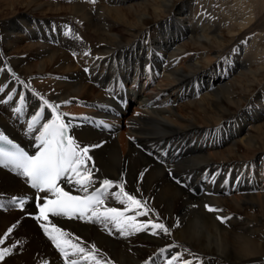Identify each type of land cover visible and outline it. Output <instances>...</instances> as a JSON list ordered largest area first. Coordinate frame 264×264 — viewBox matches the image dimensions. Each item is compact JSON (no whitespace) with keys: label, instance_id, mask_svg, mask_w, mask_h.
I'll return each instance as SVG.
<instances>
[{"label":"bare ground","instance_id":"bare-ground-1","mask_svg":"<svg viewBox=\"0 0 264 264\" xmlns=\"http://www.w3.org/2000/svg\"><path fill=\"white\" fill-rule=\"evenodd\" d=\"M38 2L0 0V17L17 4L26 8L0 18V133L37 150L34 129L54 118L43 100L58 105L71 136L90 147L95 184L89 192L103 179L114 182L100 211L122 208L115 184L123 181L151 209L137 222L163 223L169 233L148 229L125 237L111 224L49 215L51 223L101 264H167L172 255L173 264H264V103L258 104L264 67L234 75L255 57L243 32L226 48H246L253 58L240 53L230 60L223 47L212 46L222 24L197 16L194 0ZM136 5L143 10L135 13ZM39 10L51 15L34 13ZM74 20L82 25L72 29ZM37 76L47 79L35 90L30 83ZM8 95L12 100L3 103ZM19 194L28 197L23 209L12 205ZM32 196L24 177L0 167V250L9 249L0 264H64L36 219Z\"/></svg>","mask_w":264,"mask_h":264},{"label":"snow or ice","instance_id":"snow-or-ice-1","mask_svg":"<svg viewBox=\"0 0 264 264\" xmlns=\"http://www.w3.org/2000/svg\"><path fill=\"white\" fill-rule=\"evenodd\" d=\"M0 91H3V88H0ZM19 99L21 107L14 109L16 113L22 111L24 104L22 95ZM41 99L43 100L42 97ZM11 100L12 96L8 95V99L2 102L8 103ZM43 104L47 109H51L54 118L50 122L42 124L39 129H34L39 131V135L35 136V140L38 141L36 153L29 155L27 151L18 145H13L15 151L11 152L0 149V157H3V159H0V165H10L19 175L25 177L37 192L47 193L53 197H38V199H43L44 202L37 205L39 215L36 219L43 221L40 226L55 248L62 254L64 264H78L77 258L81 256L85 260H95L96 264H101V262L96 260L93 252L86 251L79 243H73L70 239H67L66 237L69 234L51 223L49 214L53 217L87 219L90 222L104 224L105 227L111 224L125 237L148 229H151L153 235L158 234L157 229L168 234L169 230L163 223H156L151 220L145 223L137 222V216H146L151 209L147 207V201H141L135 195L126 192L123 181L115 184V186L119 188V193L125 198L120 200V203L126 204L125 211H120L115 207H108L104 211H100L101 206L105 204L110 195L109 190L114 187V182L110 179H103L100 186L89 193V188L95 184L92 178L95 165L93 163L91 167L88 166V161L92 159L88 155L90 147H82L69 134L71 125L65 122L59 113L58 105H52L47 100H43ZM45 110V108H41L40 113ZM40 113L33 116L32 122L28 124L29 129H33ZM0 141L12 143L3 133H0ZM95 147H99V145ZM60 181H63L65 185H73L77 191L83 192L85 195H72L70 191H65L64 187L60 186ZM117 199H119V195H117ZM12 202L17 203L15 198ZM18 203L19 207L23 209L26 201L20 199ZM0 207H3V205H0ZM205 207L210 212L220 211L208 205ZM132 209L136 210L135 215H126V212ZM217 219L224 223L227 218L218 216ZM11 232L12 228H9L8 233ZM3 243L4 241L0 240V244ZM93 251H95L94 246ZM8 254L9 249L0 250V261H4L5 256ZM177 259L176 255H172L167 264H173ZM184 264H191V262L185 260Z\"/></svg>","mask_w":264,"mask_h":264},{"label":"rangeland","instance_id":"rangeland-1","mask_svg":"<svg viewBox=\"0 0 264 264\" xmlns=\"http://www.w3.org/2000/svg\"><path fill=\"white\" fill-rule=\"evenodd\" d=\"M37 1H39L38 3H42V2L44 3V2H49V1L51 3L59 2L62 4V6L68 7V6H71L76 0H58V1L57 0L55 1L54 0H37ZM92 1H96V0H92ZM194 1L195 2H194L193 12L196 13L197 16L203 17L204 20L207 19L208 20L207 23H210L211 25H214L216 23L222 24V27L220 29V31L222 32V36L221 38H216L215 40H212V46L213 48H218L217 46L223 47L221 50V54L223 58H227L228 56L233 55L231 56V58L229 57L230 60H232L233 59L232 57H235L239 55L240 53L241 55H239V58L244 57L245 55L246 56L248 55V58H249V55H251L252 51H254V56H255L254 61L247 64L245 68L242 66H241L242 68L239 67L240 69L238 68V70L235 71L234 75H236L238 71H242L246 73L249 71L250 72L257 71L264 67V0H194ZM142 8L143 7L136 5L134 12L138 13L140 12V10H143ZM14 10L11 9L10 10L11 12L9 10L5 11V13L0 18H6L12 15L18 14L19 12L26 10V8L25 7L23 8L22 5L17 4ZM146 11L150 12V9L147 8ZM46 12L41 11V10L34 11V13L37 15H51L49 11H46ZM64 12L65 13H62L61 15L64 16L65 18L66 15L64 14H67V12L66 11ZM130 18H133V16H131ZM80 25H82L80 22H78L77 20H74L73 22L71 21L70 27L73 29V28L80 27ZM241 32H243V35H244L243 43L245 47L252 48L251 46L253 45L252 51H247V49L244 48L242 49V51L233 49L232 52H230L229 48H226L229 42V39H232L233 36L236 37V36L241 35ZM221 42H223V44H221ZM224 48L226 49L224 50V52H222ZM201 51H205V56H209L211 59L214 60V57H213L214 53L212 52L211 49L207 51V49L205 48V49H201ZM24 54L25 53H23L22 55ZM71 56L75 57L74 52L71 53ZM251 57L253 58V55H251ZM30 61L33 62L34 59L31 58ZM229 62L230 61H228V65H229ZM88 71H86L87 74H88ZM247 74H248L249 79H254L253 75H251L250 73H247ZM240 77H241L240 79H243V84L241 83V85L243 86L247 85L244 83L246 76L242 75ZM35 78H39V82L30 83V86L36 90L37 89L36 86L41 87L39 83L46 80L47 77L37 76ZM0 79H1V76H0ZM259 103L261 104L264 103V101H262V97L259 98L258 104ZM182 113L185 114L184 112ZM213 115L214 117H216L215 114ZM214 117L212 120L215 119ZM198 121L205 122L203 118L198 119ZM262 123H264V120L262 121ZM19 195L22 196V194H19ZM123 199L125 198L123 197L122 194H120L118 201L123 200ZM120 204H121L120 207L122 208H119L118 210L124 211V207H126V204L124 203H120ZM129 214L130 212L127 211L126 215L130 216ZM58 253H59V250H58ZM176 264H182V262L177 261Z\"/></svg>","mask_w":264,"mask_h":264}]
</instances>
